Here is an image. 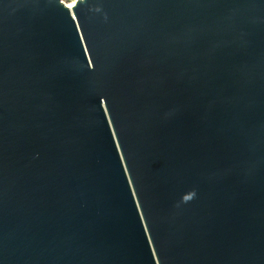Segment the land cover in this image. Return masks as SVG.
I'll list each match as a JSON object with an SVG mask.
<instances>
[{"label":"water","instance_id":"obj_1","mask_svg":"<svg viewBox=\"0 0 264 264\" xmlns=\"http://www.w3.org/2000/svg\"><path fill=\"white\" fill-rule=\"evenodd\" d=\"M0 0V264H264V0Z\"/></svg>","mask_w":264,"mask_h":264},{"label":"trees","instance_id":"obj_2","mask_svg":"<svg viewBox=\"0 0 264 264\" xmlns=\"http://www.w3.org/2000/svg\"><path fill=\"white\" fill-rule=\"evenodd\" d=\"M62 1L66 2V3H71V2H73L74 0H62Z\"/></svg>","mask_w":264,"mask_h":264},{"label":"rangeland","instance_id":"obj_3","mask_svg":"<svg viewBox=\"0 0 264 264\" xmlns=\"http://www.w3.org/2000/svg\"><path fill=\"white\" fill-rule=\"evenodd\" d=\"M62 1V0H61ZM65 5H68V4H71V3H66V2H64V1H62Z\"/></svg>","mask_w":264,"mask_h":264},{"label":"bare ground","instance_id":"obj_4","mask_svg":"<svg viewBox=\"0 0 264 264\" xmlns=\"http://www.w3.org/2000/svg\"><path fill=\"white\" fill-rule=\"evenodd\" d=\"M70 6H71V4H68V7H69V8H71Z\"/></svg>","mask_w":264,"mask_h":264}]
</instances>
